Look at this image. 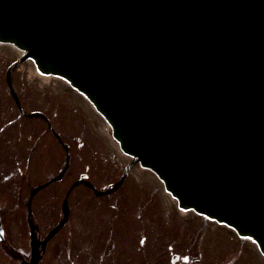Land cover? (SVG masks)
Masks as SVG:
<instances>
[{
    "label": "water",
    "instance_id": "obj_1",
    "mask_svg": "<svg viewBox=\"0 0 264 264\" xmlns=\"http://www.w3.org/2000/svg\"><path fill=\"white\" fill-rule=\"evenodd\" d=\"M0 43L22 51L13 68L31 59L83 94L129 167L152 171L180 209L264 256V0H0ZM121 182L103 193L74 182L43 242L31 228L28 264L66 222L74 187L102 196Z\"/></svg>",
    "mask_w": 264,
    "mask_h": 264
},
{
    "label": "rangeland",
    "instance_id": "obj_2",
    "mask_svg": "<svg viewBox=\"0 0 264 264\" xmlns=\"http://www.w3.org/2000/svg\"><path fill=\"white\" fill-rule=\"evenodd\" d=\"M19 57L20 52L15 48L0 45V95L6 94V70ZM11 80L25 111L43 113L70 146V168L65 181L41 191L34 201L38 210L40 202L41 217L43 210L46 216L51 210L59 217L67 188L82 173H87L98 190H104L124 177L118 189L109 196L95 197L85 187H77L71 193L69 223L50 242L41 264H70L68 257L73 264H83L86 254L94 259L104 254V259H109L107 256L114 253L116 239H121V246L130 242L137 264H170L171 254L187 257V264H264V257L251 241L241 240L225 226L193 212H180L176 202L164 192L161 182L150 171L135 164L123 175L131 159L119 151L104 120L65 82L40 78L31 61L16 67ZM11 106L9 97V118L17 116ZM22 125L25 149L40 137L28 170L30 186L24 183L21 193L24 202L30 187L43 183L61 170L64 152L57 142L54 144L43 120L25 119ZM25 162L26 158H23L20 164L23 171ZM38 176L40 179L36 178ZM0 211L6 219V209ZM20 211L24 212V209ZM55 218L51 224L48 219L40 222L42 234L57 223L58 218ZM7 229L10 230L6 243L12 248L19 247L18 229L11 223ZM23 232L26 234L27 230ZM104 246L109 249L104 250ZM53 254H58L56 260ZM19 263V260L0 254V264Z\"/></svg>",
    "mask_w": 264,
    "mask_h": 264
},
{
    "label": "flooded vegetation",
    "instance_id": "obj_3",
    "mask_svg": "<svg viewBox=\"0 0 264 264\" xmlns=\"http://www.w3.org/2000/svg\"><path fill=\"white\" fill-rule=\"evenodd\" d=\"M5 84H7L6 81ZM5 92L6 94L0 95V209H6L5 214H7V217L5 219L4 212L0 211V228L2 229V234H3V240L0 241V244H3L2 245L3 248H1L2 250L0 251V254L3 256L4 255L8 256L12 260H19V262L23 264V262L28 261L30 259V252H31L29 245L30 242L29 219H31L32 223L35 225L37 231V237L39 241H43L47 233L42 234L40 229V222L42 220L48 219L49 224H51L52 221L53 222L54 220L56 221L55 217H57L59 221L61 218V208L59 210V217L56 212H53L51 210L47 216L45 213L46 211L43 210L42 211L43 216L41 217L40 202L38 204V206L40 207L39 210L36 208V203L34 204V201L37 199V196L41 193V191L47 189L49 186H51V184L34 195L31 202L30 214L28 213L27 201L25 202L24 205V202L21 199L22 196L21 193H23V185L24 183L28 184L27 182L30 179L28 170L31 161L35 158L36 155L35 150L38 146V142H37L38 140H34L31 146L29 143L27 145V148L25 149L24 146L25 138L23 137V131H22L24 129V125H22V122H24V120L27 118L25 109L17 94H16V100H14V98L10 95L9 88L7 85L5 88ZM9 97H11L12 99L11 109H15L12 110V112L15 111V113L17 114V116L12 115L10 118H9V110H8ZM28 147L30 148L28 149ZM27 149L28 151H26ZM23 158H26L24 171L20 167ZM10 161L11 163H9ZM67 173L68 172L65 173V175L63 176L60 182L65 181L64 179L66 178ZM36 178L40 179L39 176ZM47 180L44 181L47 182ZM20 209H25V210L23 212L20 211ZM6 220L8 222H6ZM9 223L12 224V227L15 226V228L18 229V234L16 236L20 241L19 247L12 248L11 246L10 247L8 246V243H6V235H8V230H10L7 229V225ZM68 223L69 222L65 224L63 229L66 227V225H68ZM54 225H56V223ZM24 229L25 230L27 229L26 234H24L23 232ZM60 231H58V233ZM58 233L55 236H57ZM53 238L46 243L41 261H43L44 257L46 256L48 246L50 245V242L53 240ZM97 240L100 241L99 238ZM121 245H122L121 239H116L115 244L113 245L114 253L109 254L107 256V257L110 256L109 259H104V254H101L97 259H94L91 255L86 254L83 256L84 258L83 264H137L135 250L133 249L131 251L132 247L130 245V242L127 241L126 243L124 242L123 246ZM170 248L172 247H169L168 249ZM106 249H109V247L104 246V250ZM52 256H54L53 259L56 260L58 254L55 255L53 254ZM185 260H186L185 257H180L178 255L173 256V254H171L170 256V264H184ZM68 261L70 262V264H73L70 257H68Z\"/></svg>",
    "mask_w": 264,
    "mask_h": 264
},
{
    "label": "bare ground",
    "instance_id": "obj_4",
    "mask_svg": "<svg viewBox=\"0 0 264 264\" xmlns=\"http://www.w3.org/2000/svg\"><path fill=\"white\" fill-rule=\"evenodd\" d=\"M39 76H40V78H42V79H44V80H50L51 79V77H52V75H50V76H46V75H42V74H38ZM139 85V84H138ZM140 86V85H139ZM106 90V92L107 93H110L111 92V89L110 88H106L105 89ZM183 213V212H182Z\"/></svg>",
    "mask_w": 264,
    "mask_h": 264
}]
</instances>
